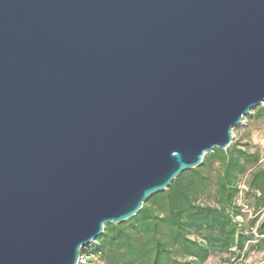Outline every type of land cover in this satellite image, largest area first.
I'll return each mask as SVG.
<instances>
[{"label":"water","instance_id":"1","mask_svg":"<svg viewBox=\"0 0 264 264\" xmlns=\"http://www.w3.org/2000/svg\"><path fill=\"white\" fill-rule=\"evenodd\" d=\"M264 103V0H0V264H79Z\"/></svg>","mask_w":264,"mask_h":264},{"label":"trees","instance_id":"2","mask_svg":"<svg viewBox=\"0 0 264 264\" xmlns=\"http://www.w3.org/2000/svg\"><path fill=\"white\" fill-rule=\"evenodd\" d=\"M253 115L264 118V109L256 107ZM258 160L257 152L233 142L224 150L206 153L200 166L180 173L167 189L151 195L137 215L106 224L102 236L81 250L86 262L91 255L99 256L104 264H203L215 252L246 257L253 250L252 237L236 220L241 209L234 199L240 191V176ZM216 162L212 180L208 171ZM211 183L214 203H203L200 197ZM246 185L257 196L256 208H263L264 168H255ZM251 222L254 226L257 220ZM255 231L264 236V212Z\"/></svg>","mask_w":264,"mask_h":264},{"label":"rangeland","instance_id":"3","mask_svg":"<svg viewBox=\"0 0 264 264\" xmlns=\"http://www.w3.org/2000/svg\"><path fill=\"white\" fill-rule=\"evenodd\" d=\"M258 107L264 109V103ZM253 108L250 113L246 114L241 123L232 129V141L233 143H239L240 147L248 152L258 153V163L255 167H249L244 175H241L238 181L240 191L237 193L234 203L241 209V215L236 217L239 224L243 225L247 229V234L252 237L249 245H253L246 257L232 258L228 253L215 252L203 264H264V241L263 235H258L255 231V225L262 219L264 207L257 209L256 200L257 196L250 190L246 181L249 174L254 171L255 168H264V118H255ZM218 163H214L212 168L208 171L214 180ZM214 184L211 183L207 191L201 195L200 201L203 203H214ZM256 219L257 222L252 226V220ZM94 244V243H93ZM91 247V246H89ZM87 247V248H89ZM82 258L80 264H104V261L97 255H91V261L86 262V259L81 253Z\"/></svg>","mask_w":264,"mask_h":264}]
</instances>
